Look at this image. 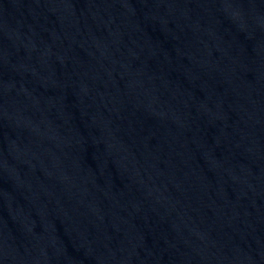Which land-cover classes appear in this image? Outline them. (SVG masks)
<instances>
[{"label": "water", "instance_id": "95a60500", "mask_svg": "<svg viewBox=\"0 0 264 264\" xmlns=\"http://www.w3.org/2000/svg\"><path fill=\"white\" fill-rule=\"evenodd\" d=\"M0 264H264V0H0Z\"/></svg>", "mask_w": 264, "mask_h": 264}]
</instances>
